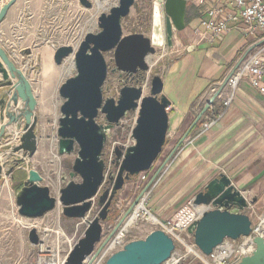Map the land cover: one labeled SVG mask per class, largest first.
Masks as SVG:
<instances>
[{
  "label": "water",
  "instance_id": "obj_1",
  "mask_svg": "<svg viewBox=\"0 0 264 264\" xmlns=\"http://www.w3.org/2000/svg\"><path fill=\"white\" fill-rule=\"evenodd\" d=\"M16 1L8 0L0 7V24L6 18L8 9ZM78 1L84 8L92 7L91 0ZM135 2L136 0H119L117 5L111 7L109 13H101L97 21L99 31L96 34H86L77 50L71 46L59 47L53 55L57 65L70 54L74 55L76 74L61 84L58 92L64 103L60 107L57 146L60 156L76 152V157L72 171L68 174L69 180L59 189L57 198L51 196L48 187L39 186L42 182L41 176L35 170H29V177L16 198L20 216L27 219L41 218L59 207L60 214L65 218L86 221L94 206L93 201L99 196L105 182V162L102 154L107 136L130 111L138 113L132 130L135 144L124 153L116 149L117 175L115 178L110 177V187L98 197L100 212L93 220L87 221L84 237L74 244L64 264H82L87 258L95 257L103 250L120 225L102 241V224L108 220L111 202L126 182L152 167L166 144L169 130L167 110L171 103L163 94L164 82L159 75L151 79L147 96H143L142 87L131 85L122 87L117 99L103 98L104 83L109 71L105 53L113 51L112 73L119 72L127 77L143 74L150 70L148 57L156 54L157 48L164 46L171 48L174 32H182L185 29L187 0H153L151 36L146 37L138 33L124 36L122 22L130 14ZM0 76V88L7 89L0 92V146L7 134L6 129L23 121L24 133L20 137L19 145L14 147L12 152H23L25 158L33 149L36 125L34 112L37 103L27 76L16 67L1 45ZM227 82L228 79L208 100L202 112L179 141L177 148L204 116L206 110L219 98ZM100 114L105 115L104 124L97 123ZM176 149L168 156L162 167L173 158ZM22 160L23 158L6 160L0 164V180L5 168L10 166L5 172V175L9 176L15 165L20 164ZM161 169L135 199L123 219L149 191ZM74 178H79L80 182H75ZM193 201L195 206L206 209L187 231L192 236L193 244L204 256H209L225 239L237 241L241 237L250 236L256 228L251 216L247 214L252 203L248 202L223 174L209 182ZM28 236L32 245L38 244L39 236L35 229L30 230ZM253 244L254 251L242 257L237 264H264V238L256 235ZM175 249L172 238L166 232L154 230L145 239L127 243L122 250L111 255L105 264H164Z\"/></svg>",
  "mask_w": 264,
  "mask_h": 264
},
{
  "label": "crops",
  "instance_id": "obj_2",
  "mask_svg": "<svg viewBox=\"0 0 264 264\" xmlns=\"http://www.w3.org/2000/svg\"><path fill=\"white\" fill-rule=\"evenodd\" d=\"M7 1L1 0L0 7ZM78 5L77 9L74 0H17L8 9L6 18L0 24V45L6 51L2 39H7L13 29L35 32L49 28L57 23L56 19L51 20L50 17H69L74 8L81 10L82 5ZM219 5H223V0H187L185 29L174 32L173 46L186 52V55L175 61L165 78H162L163 94L171 103L167 110L169 130L163 147L164 160L160 164L156 161L152 165L153 169L156 168L154 176L177 148L208 100L240 66L253 46L242 33L241 22L233 24L229 32L215 41L204 40L198 45L195 44L197 37L193 31L201 29V22L206 19L207 12ZM48 45L49 43L45 44L40 51L39 56L43 63L49 62L51 57L54 58L55 50L51 51ZM14 63L16 65L15 61ZM16 67L19 68L17 65ZM6 90L0 88V92ZM230 93L226 85L219 98L206 110L150 186V210L161 221L173 217L221 174L252 203L247 214L251 216L254 225L264 219V97L247 81H241L234 90L230 106L224 108L223 103L231 96ZM207 120L215 122L206 128L203 125ZM19 124L24 125L23 121ZM16 127L7 128L6 135L13 134ZM7 158L9 161L23 160L15 165L9 176L5 172L10 166L5 168L0 180V264H33L32 260L37 251L29 241V231L37 226L50 225L40 222L46 215L43 218L29 219L20 216L19 207L16 205L17 195L29 177V170L36 169L29 166L28 155L24 158V154L12 153ZM39 186L49 187L46 183ZM136 192L137 188L134 190L135 195ZM133 202H127L128 206L118 215L114 228L122 222ZM53 217L48 215L45 218L53 221ZM113 229L103 234L102 241L112 234Z\"/></svg>",
  "mask_w": 264,
  "mask_h": 264
},
{
  "label": "rangeland",
  "instance_id": "obj_3",
  "mask_svg": "<svg viewBox=\"0 0 264 264\" xmlns=\"http://www.w3.org/2000/svg\"><path fill=\"white\" fill-rule=\"evenodd\" d=\"M95 1L91 0V8L87 9L80 6L81 10L77 11L76 8L78 9L79 2L78 0H74L76 7L74 8V12L70 13L69 17L65 15H53L50 19H56L57 23H54L49 28L40 29L35 32L23 31L20 28H16L13 29V32L10 33L7 39H2V43L5 45L6 51L9 52L12 61H15L16 65L22 69L20 70L30 79L34 91V99L37 103L34 112L36 125L34 127L33 149L26 154L30 157L29 166L40 173L43 181L41 183H46L49 186L50 194L55 198L59 195L60 190L58 189L64 187L69 180L68 174L72 171V165L76 157V152L63 156L58 154L57 128L61 117L60 107L64 103L58 92L61 84L73 77L76 74V70H74L73 54H70L60 65L55 63L53 57H51L49 62L43 63L39 55L42 47L47 43H49L48 46L51 51L59 47L68 46L77 50L86 34H96L99 31V26L97 25L98 17L101 13H109L111 7L117 5L119 0H101L103 2V8H99ZM152 2L153 0H136L133 7H131L130 14L122 22L124 36L133 33L143 34L146 37L151 36ZM71 18L72 21L70 22L69 20ZM155 53L147 59L150 68L149 71L143 72V74H139L138 76L129 77L119 72L112 73L114 68L113 51L105 53V60L109 71L104 83L103 98L117 99V92H119L120 88L131 85L142 87L143 96L149 95L151 79L158 75L161 78H165L166 74L172 68V64L186 55V52L178 48L175 49L173 45L171 48L167 46L157 48ZM137 117V111H130L107 136L102 154V159L105 162L104 173L106 174V178L99 196L110 187V177L115 178L117 175L118 161L115 155L116 149L118 148L124 153L126 149L135 144L132 138V130ZM97 123H105L104 114H100L97 118ZM16 126V130L22 132L21 129H23L24 125L19 124ZM19 153L21 155L24 154L23 152H18L17 154ZM158 157L157 161L160 164L165 157L163 156V150ZM152 169L153 167L147 170V172H144L148 178L146 182H140L137 179L138 176H135L129 182H126L123 189L117 193L111 202L112 205L108 213V220L102 224V234L110 230V227L115 226L114 224L118 219V215L126 210L129 202H133L144 191L148 182L156 173V168ZM74 181L80 182V179L74 178ZM135 188H137L136 195L134 194ZM149 196L147 202L150 208ZM98 197L94 199V206L87 215L86 221L66 219L60 214L59 207L51 212H47L44 215H53L55 224L51 221V218L46 219V216H43L44 218L41 217L43 219H40V222L42 224L49 223L50 227L37 226V229L34 228L37 235L50 246L56 244L60 246L61 257H64L68 252L70 244L64 236L56 235L54 232L62 228L61 230L71 242V247H73L75 243L84 237L87 221L93 220L100 212L101 207L98 204ZM39 228L41 229L39 230ZM44 228L46 231L43 232L42 229ZM152 229L153 227L150 224L139 221L131 229L129 238L132 240L145 239L153 231ZM186 235L187 237L190 236V239L187 241L191 244L192 236L188 232L181 234L183 238ZM176 246L177 254L183 257L182 264H198L193 254L187 253L185 246L180 243ZM34 257H36V254ZM34 257L32 261H34Z\"/></svg>",
  "mask_w": 264,
  "mask_h": 264
},
{
  "label": "built area",
  "instance_id": "obj_4",
  "mask_svg": "<svg viewBox=\"0 0 264 264\" xmlns=\"http://www.w3.org/2000/svg\"><path fill=\"white\" fill-rule=\"evenodd\" d=\"M238 22L243 24L242 33L246 39L248 38L253 43V46L240 66L228 78L227 87L231 91V96L224 101V108L230 106L234 98V90L241 81H247L258 94L264 97V0H223V5L216 6L207 12L206 19L201 22V29L197 28L193 31L197 37L195 44L198 45L204 40L215 41L229 32L231 26ZM208 35L211 36V39ZM214 122L207 120L203 126L210 127ZM21 131L16 130L13 134L4 137L0 146V150L3 148L0 164L8 160L7 157L13 153V147L19 145L20 137L24 133L23 129ZM137 179L140 182H146L148 178L142 173L138 175ZM148 195L149 191L138 200L133 210L122 220L114 236L104 245L103 250L95 257L90 256L82 264H105L111 255L122 250L127 243L134 241L129 238V234L139 221L150 224L153 231L166 232L172 238L174 246L178 243L185 246L187 253L193 254L198 264H237L242 257L248 256L254 251L253 238L256 235L264 238L262 220L256 225L250 236L241 237L237 241L225 239L213 249L209 256H204L193 244V240L191 244L187 241L190 236L186 235L183 238L181 234L188 232L187 229L202 216L201 214L206 208L195 206L192 201L183 206L173 217L161 221L151 213L147 202ZM113 228V226L110 227V229ZM42 231L44 232L46 229L44 228ZM54 233L56 234V231ZM68 243L70 244L68 252L64 257H61L60 246L57 244L50 246L39 236V242L35 245L37 252L33 264H64L73 248L71 242L68 241ZM188 246L192 248V251L187 250ZM182 259L183 257L177 254L176 246L175 251L164 264H182Z\"/></svg>",
  "mask_w": 264,
  "mask_h": 264
},
{
  "label": "bare ground",
  "instance_id": "obj_5",
  "mask_svg": "<svg viewBox=\"0 0 264 264\" xmlns=\"http://www.w3.org/2000/svg\"><path fill=\"white\" fill-rule=\"evenodd\" d=\"M96 3H97V6L99 7V8H103V2L101 1V0H96L95 1ZM173 232V231H172ZM56 234L57 235H60V236H64L65 238H66V240L67 241H69V239L67 238V236L66 235H64V232L59 228L57 231H56ZM187 250L190 252V251H192V248L191 247H187Z\"/></svg>",
  "mask_w": 264,
  "mask_h": 264
},
{
  "label": "flooded vegetation",
  "instance_id": "obj_6",
  "mask_svg": "<svg viewBox=\"0 0 264 264\" xmlns=\"http://www.w3.org/2000/svg\"><path fill=\"white\" fill-rule=\"evenodd\" d=\"M139 74H137V76H138ZM134 76H136V75H134Z\"/></svg>",
  "mask_w": 264,
  "mask_h": 264
}]
</instances>
